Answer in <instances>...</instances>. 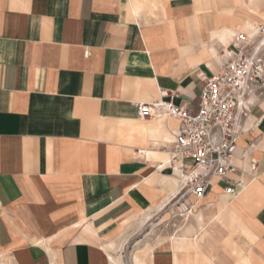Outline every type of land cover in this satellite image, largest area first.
Returning a JSON list of instances; mask_svg holds the SVG:
<instances>
[{"label": "crops", "instance_id": "1", "mask_svg": "<svg viewBox=\"0 0 264 264\" xmlns=\"http://www.w3.org/2000/svg\"><path fill=\"white\" fill-rule=\"evenodd\" d=\"M248 22L264 26V0H0V256L121 264L181 189L164 147L178 119L137 103L197 106L235 35L260 40ZM252 101L243 188L183 205L186 264H264V96ZM146 235L149 264H175L177 237Z\"/></svg>", "mask_w": 264, "mask_h": 264}, {"label": "built area", "instance_id": "2", "mask_svg": "<svg viewBox=\"0 0 264 264\" xmlns=\"http://www.w3.org/2000/svg\"><path fill=\"white\" fill-rule=\"evenodd\" d=\"M260 40L235 35L227 58L216 74L203 79L197 106H180L171 99L138 102L141 117L167 113L178 119L169 146L167 165L180 171L181 190L197 199L221 184L229 198L243 188L244 170L237 165L240 139L255 105L253 98L264 96V26L257 27ZM254 31V32H255ZM162 94L169 96L167 91ZM256 162H251V169Z\"/></svg>", "mask_w": 264, "mask_h": 264}, {"label": "rangeland", "instance_id": "3", "mask_svg": "<svg viewBox=\"0 0 264 264\" xmlns=\"http://www.w3.org/2000/svg\"><path fill=\"white\" fill-rule=\"evenodd\" d=\"M176 198L171 197V200L166 201L155 213L152 214L151 219L144 220L142 223L141 231L137 235L142 240H130L124 247V259H121V264H135L134 255L136 253H142L147 246H143L144 243H148L149 237L147 232L152 233L153 238L163 237L166 235L174 234L172 237H183L180 235V226H184L182 214L186 213L187 209L184 210L183 205L191 207L194 201L198 200L186 189L181 190L176 194ZM244 238V237H243ZM241 240V239H240ZM243 240V239H242ZM141 244V245H140ZM141 249V251H140ZM135 253V254H134Z\"/></svg>", "mask_w": 264, "mask_h": 264}, {"label": "bare ground", "instance_id": "4", "mask_svg": "<svg viewBox=\"0 0 264 264\" xmlns=\"http://www.w3.org/2000/svg\"><path fill=\"white\" fill-rule=\"evenodd\" d=\"M248 26H250V28H252L253 30H256V25L253 23V22H248ZM162 114H167L166 112L165 113H162ZM168 116H170L169 114H167ZM173 180L176 182L178 181L177 178L175 177H172ZM179 180L181 182V179L179 177ZM181 188V186H180ZM200 200V199H198ZM197 201V200H196ZM193 230V228H191ZM191 229H188L189 232H191ZM194 231V230H193ZM187 234H185L184 236H186ZM185 238L183 237H177L176 239H174V245H172V247L174 248V253H175V264H186V253H185V248L188 247L185 243ZM194 240L195 242L197 241L195 238L192 239ZM112 247V245H110ZM152 248H146L142 253H136L134 255V263L135 264H149V256L151 255L152 253ZM112 258V262L113 264H120V262L118 261L117 257L115 255H112L111 256ZM0 264H14L11 260H8L6 257L4 256H0Z\"/></svg>", "mask_w": 264, "mask_h": 264}]
</instances>
